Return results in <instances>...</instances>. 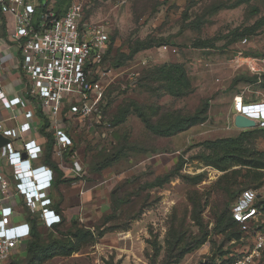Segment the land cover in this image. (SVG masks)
<instances>
[{
  "label": "rangeland",
  "instance_id": "rangeland-1",
  "mask_svg": "<svg viewBox=\"0 0 264 264\" xmlns=\"http://www.w3.org/2000/svg\"><path fill=\"white\" fill-rule=\"evenodd\" d=\"M80 1L86 17L107 26L112 38L106 74L96 78L97 112L86 119L97 127L86 158L123 177L110 187L113 208L101 219L87 227L65 222L60 232L43 227L36 251L22 243L4 264H234L238 230L219 231L215 212L230 210L244 189L264 187V128L237 127L234 111L239 95L264 101V0ZM144 44L150 47L117 66ZM170 63L184 66L192 93L172 96L153 77ZM131 101L153 122L169 110H200L202 119L171 136L150 131L134 110L113 125ZM232 137L243 139L245 152L225 147ZM62 231L70 232L65 251L71 239L73 252L46 258L63 247L48 252L49 235L61 238ZM80 251H95L96 258H71Z\"/></svg>",
  "mask_w": 264,
  "mask_h": 264
},
{
  "label": "built area",
  "instance_id": "built-area-1",
  "mask_svg": "<svg viewBox=\"0 0 264 264\" xmlns=\"http://www.w3.org/2000/svg\"><path fill=\"white\" fill-rule=\"evenodd\" d=\"M0 14L15 19L12 36L26 87L24 96H9L0 88V102L8 111L0 116V133L9 139L0 147V264H4L32 235V223L26 218L15 222L16 213L27 208L47 228L63 221L49 194L55 171L41 162L45 147L33 136L35 117L40 109L53 123L67 107V119L84 121L97 112L102 92L100 97L96 93V78L106 74L110 33L107 26L86 17L80 0H72L61 15L53 0H0ZM234 111L264 128V101L248 103L239 95ZM55 133V153L62 156L74 141L63 129L56 127ZM262 199L264 187L246 188L231 207L242 232L234 264H264Z\"/></svg>",
  "mask_w": 264,
  "mask_h": 264
},
{
  "label": "crops",
  "instance_id": "crops-1",
  "mask_svg": "<svg viewBox=\"0 0 264 264\" xmlns=\"http://www.w3.org/2000/svg\"><path fill=\"white\" fill-rule=\"evenodd\" d=\"M15 27V19L11 15L0 14V88L9 96L18 95L24 96L26 94V87L23 76L19 70V51L12 36ZM8 111L3 108L0 102V116H5ZM66 110L63 116L52 123V120L45 117L42 110L37 111L35 117V137L37 141L44 145L45 154L41 162L46 161L50 154L52 159L58 165L59 170H55V179L49 191L54 203L58 204L57 211L63 218V223L75 221L88 224L91 221L101 219L105 214L109 213L112 208V201L110 199V187H112L117 180H121L123 175H115L111 173L110 167H103L101 169L95 168L93 160L86 158L89 152L86 149V144L93 142L95 130L97 127L90 121L75 120L74 126L71 127L70 122L65 117ZM49 120L47 126L46 121ZM80 121V122H77ZM56 127L63 129L66 134L72 137L74 146L64 151L62 156L55 153L56 149ZM52 133L54 137V144L51 151L47 150V144L44 132ZM84 131L81 141L77 137L81 136ZM72 151V154H68ZM87 154H86V153ZM92 158L91 155L88 156ZM6 170L9 168L6 166ZM116 192V189L113 190ZM22 218L18 219L17 216ZM13 220L17 223L25 220L24 213H16ZM46 227L44 225L41 228ZM87 227V226H86ZM23 243H26L24 241ZM96 258L95 251H80L75 252L71 258L86 257ZM94 264L95 261H94Z\"/></svg>",
  "mask_w": 264,
  "mask_h": 264
},
{
  "label": "trees",
  "instance_id": "trees-1",
  "mask_svg": "<svg viewBox=\"0 0 264 264\" xmlns=\"http://www.w3.org/2000/svg\"><path fill=\"white\" fill-rule=\"evenodd\" d=\"M66 1V0H65ZM72 2V0H67V3L64 2V0H60L55 2V11L57 12V14L61 15L63 14L67 7L69 6V4ZM252 30V28L250 29ZM244 35V34H242ZM112 38L110 35V43H109V47L107 50V53L105 55V60L107 58V55L110 53L111 51V46H112V42H111ZM203 47H207V46H211L208 41H203L202 45ZM150 46L147 44L142 45L141 47H138L136 50L132 51L131 53H129V55H127L124 59L117 61V66L122 65L125 63V61L127 60H131L132 57L134 56V53L140 51L141 49H145V48H149ZM155 79H159L162 81H165V83L167 84V92L168 94L175 96V97H181V96H186L190 93H192V87H191V83L190 80L185 72L184 66L181 63H170V64H163L162 66H160L156 72H155V76H153ZM132 110H134L137 115L142 119V121L146 124V126L148 127V129L152 132H155L156 134H159L160 136H171L174 135L176 133L182 132L187 130L190 126H192L193 124L199 122L200 119H202V111L197 110L195 112V114L193 115H184L179 111L176 110H172V111H168L169 114L166 117H163L162 120L158 121V122H153L152 121V116L146 111L145 107L143 105L138 104L136 101H131V104L123 107L122 110L119 111V115H116L114 117L113 120V125H119L122 124L126 121L129 113L132 112ZM38 111L40 112L41 110L38 109ZM46 124L45 126L48 125L49 120L45 119ZM46 137V144H47V150L51 151V148L54 144V137L52 135V133H48L43 131ZM228 146H235L237 149L242 150L245 152V149L243 148V139L241 137H232L229 138L228 141L225 143V147ZM45 163H49L51 166H53V168L55 170H59L57 163L55 162V160L52 159L51 155L49 154L46 158ZM109 166L108 164H105L103 167H107ZM103 167H97L95 166V168L97 169H101ZM20 205H23V203H20ZM259 206L260 209L262 210V212L264 213V199H262L259 202ZM53 207L57 209L58 204H53ZM216 216H217V228L219 229V231H225L226 229H228L229 227L232 226H236L237 230H238V237L240 239L241 237V229L240 226L237 224V222L234 220L233 216H232V212L231 209L229 210L227 207H217L216 208ZM24 216L27 220H29L32 223L33 226V230H32V235L30 237V239L26 242L29 243V251L31 253H33L34 251L37 250V248H39V243L40 240H42L44 238V236H42L41 233V226L43 224H40V219L38 214L33 215L27 208H24ZM63 221L61 223L55 224L53 227L48 228V229H52L54 231H59V228L61 225H63ZM77 223L74 221L73 222V226H76ZM47 228V227H46ZM77 231V230H76ZM62 237L58 238L55 237L53 234L49 235L48 241V248L49 250H47L48 252H51L53 250V248H55L58 245H63V247L57 251L54 252L52 254L47 255L46 258H51L55 255H62V254H67V253H71L73 252V243L70 240H68V242H70V249H66L65 251V240L67 238H69L71 236L70 232H61ZM74 237L78 236V233L73 234ZM197 242L200 243L202 242L201 237H197ZM239 256V254H238Z\"/></svg>",
  "mask_w": 264,
  "mask_h": 264
},
{
  "label": "water",
  "instance_id": "water-1",
  "mask_svg": "<svg viewBox=\"0 0 264 264\" xmlns=\"http://www.w3.org/2000/svg\"><path fill=\"white\" fill-rule=\"evenodd\" d=\"M235 125L240 128H253L257 126V123L255 120L250 119L242 114H236ZM8 141L9 139L0 133V147L4 146Z\"/></svg>",
  "mask_w": 264,
  "mask_h": 264
}]
</instances>
